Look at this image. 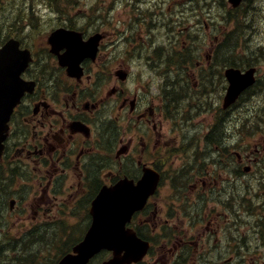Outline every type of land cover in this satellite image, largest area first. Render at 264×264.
Instances as JSON below:
<instances>
[{
	"label": "flooded vegetation",
	"instance_id": "1",
	"mask_svg": "<svg viewBox=\"0 0 264 264\" xmlns=\"http://www.w3.org/2000/svg\"><path fill=\"white\" fill-rule=\"evenodd\" d=\"M86 30H81L84 41L94 34L103 36L97 58L83 60L80 78L70 76L56 55H50L41 72L26 75L37 90L16 109L4 154L31 174L32 195L30 200L20 199L19 184L13 208L6 209L0 202V218L26 222L30 213L33 220L57 218L77 202L79 207L91 205L106 183L102 174L107 165L115 170L108 174V185L125 176L137 182L144 168L150 167L160 174V187L132 221L150 247L141 261L132 264H264V254L258 253L264 247V169L254 174L247 166L259 160L246 146L258 135H246L243 96L224 112L228 117L220 132L225 142L224 167L217 172L211 162L198 160L195 167H174L192 160L193 154L177 152V134L173 131L171 137L168 132L166 102L157 103L145 85L128 86L140 77L132 72L130 49L124 56L117 49L104 52L106 31L99 25ZM206 39L209 47L191 75L197 80L194 102L208 108L216 106L211 88L216 45L209 31ZM171 90L162 87L158 93L162 96ZM253 116L250 113L248 120ZM208 126L209 132L204 134L203 127L196 136L199 142L213 140V122ZM169 173L180 176L181 182L169 183ZM248 216L255 219L249 222ZM246 223L251 228L243 235L238 230Z\"/></svg>",
	"mask_w": 264,
	"mask_h": 264
},
{
	"label": "rangeland",
	"instance_id": "2",
	"mask_svg": "<svg viewBox=\"0 0 264 264\" xmlns=\"http://www.w3.org/2000/svg\"><path fill=\"white\" fill-rule=\"evenodd\" d=\"M75 3V1H73ZM210 3L213 4V14L209 17L210 21H213L214 33L218 37L220 41L219 50L220 53L223 52V36H228L229 44L232 47L234 52H237L238 55H243L240 48H244V42L239 38V36L247 35L249 38L253 36L257 31L253 28V25L257 24L261 31H259L254 40L260 43L264 42V0L263 2L256 1L255 5L260 9L259 13L255 11H251L252 19L250 22H245L244 19L241 18L243 15L241 12L238 13V20L233 27H239L240 31L231 32V29H225L227 25L225 19H223L225 13V3L222 0H211ZM197 7L195 6L196 10L187 9L186 6L189 8V3L186 0H78L76 4L67 5V3L63 0H59L56 4H51L49 0H0V24L4 26V29L7 33L15 31L17 28H10V23H14V16H12V12L14 9L21 10L23 12L29 8V13L32 14L31 17V24L30 29L32 30L29 34L24 33L23 36H27L24 38L25 43L27 45H33L35 43L36 51L38 52L39 56H42L44 44L46 43V38L48 34L55 28L56 25L60 23V20L64 17L67 18V21H71L72 24L81 26L85 23V21H89L95 23V21H99L100 26L102 27L103 31H107L109 35V42L107 43V49L110 51L112 45L117 47L120 51H125L126 49V42L133 41V47H137L138 45H142V43L146 40L153 39L156 46L161 49V45L165 43L167 46L164 47L166 50V57L172 58L171 56V48L168 46L173 44L175 40V36L180 32L181 29H188L186 33H190L193 37L192 42H194L195 46L193 45V51H202L205 48L204 43L201 39L196 38V33L198 31L193 30V27L198 25V20L196 15L199 12V8L201 13L203 12L204 8L206 7V0H199ZM53 5V6H51ZM59 6V8H58ZM61 9V10H59ZM17 10V11H18ZM69 13L67 17L61 15L59 12ZM154 20L162 23L160 29L155 26ZM203 20L200 22V32L203 31L204 23H207V16L203 15ZM182 21V25L180 24ZM164 23V24H163ZM35 24L36 28L33 29L32 25ZM22 24L20 27H23ZM243 28V29H242ZM230 32L231 34L228 35L227 33ZM233 33V34H232ZM186 37V36H185ZM248 37L246 40L248 41ZM119 38V39H118ZM118 39V40H117ZM234 40V42H233ZM141 50V49H140ZM191 50V52H192ZM172 52L177 53L179 55L185 54V51H181V48L178 46L177 49H173ZM44 55V54H43ZM140 53L132 54V59L134 61V66L132 72L135 76H142L146 82L148 78L150 79L149 71L151 68H145L144 64L138 60ZM193 55V53H191ZM239 61V60H238ZM215 87L217 91L221 92L224 88V81L222 78V68L220 66H216L215 68ZM260 80L263 85L261 86L260 90L258 89L257 96L254 97V101H257L256 110L253 112H257L260 115L264 116V64L260 67ZM154 74H158V72H153ZM173 81L176 78H172ZM191 85V81H189ZM181 86V83H180ZM217 112H214V116ZM187 117H193L191 121L188 123L180 124L179 126L182 129V135L190 134L189 138H184V151L189 152L192 150L198 152H203L205 150V144L197 142L196 138V130L198 125L197 123L200 122V119L203 118H196L191 114H188ZM186 117V118H187ZM255 142H247L246 146L249 150L251 144L253 145ZM212 147V146H211ZM262 146L260 147V149ZM256 150H254L255 152ZM104 154V153H102ZM261 158L262 167L264 168V149L260 155H257ZM208 160V156L201 161L205 163ZM263 162V163H262ZM193 166L196 165V161ZM211 166V165H209ZM174 167H180L179 165H175ZM215 167V166H213ZM254 167V165H253ZM260 168V166H258ZM174 178V176H171ZM222 181V180H221ZM220 181V182H221ZM11 188V187H9ZM249 188V187H248ZM246 188V189H248ZM72 212V210H71ZM255 218L253 216H248L247 220L251 222ZM81 220V219H79ZM78 219H70V224H67V229L65 230L64 227L61 225H53V224H30L31 230L36 229L37 233L34 235H38L39 238L44 237L45 243H40V253L46 255V261L51 263L50 260L54 258L57 259L58 256H54L57 253V247H64L65 241L68 239L65 235H71L70 229L80 225L81 223H77ZM16 225V224H15ZM13 222L8 224L6 227V223H4L5 233L1 235L2 242L1 246L6 249L10 244L15 243L17 241L20 243L19 236L16 234L17 230L12 232V228L15 226ZM251 224L248 223L244 224V226L239 227V232L243 233V235H248V231L251 227ZM8 234V235H6ZM41 234V235H39ZM48 235H56L53 239L51 244L49 245V241L47 240ZM19 239V240H18ZM12 240V243L10 242ZM15 240V241H14ZM264 243V240H263ZM24 251L26 252L31 249L33 250L34 246L29 244H25ZM258 253L262 252L264 254V247L262 249L258 248ZM218 254V253H217ZM5 259L0 261V264H5Z\"/></svg>",
	"mask_w": 264,
	"mask_h": 264
},
{
	"label": "water",
	"instance_id": "3",
	"mask_svg": "<svg viewBox=\"0 0 264 264\" xmlns=\"http://www.w3.org/2000/svg\"><path fill=\"white\" fill-rule=\"evenodd\" d=\"M235 6L239 0H230ZM59 32L54 34L58 36ZM69 39L70 46H74L75 37L70 34H64ZM61 36L58 37L60 39ZM81 46H75L71 52L72 58L79 57ZM18 58L6 65L0 62V156L2 154V142L5 140L7 131V121L11 114L13 106L20 98L21 88L18 83V77L21 67L18 64ZM254 70L246 75H241L239 71H231V87L228 100L232 102L254 82ZM157 185V179L152 180L145 177L139 187H133L132 184H125L120 192L104 190L96 202L93 204L94 225L84 242L75 248V255H69L60 264H87L89 260L101 249L117 250L113 260L104 264H126L130 262L136 254L138 247L133 241V237L124 230V224L130 217L132 207L135 209L139 204L147 199L148 195L154 192ZM126 250V254L121 256V251Z\"/></svg>",
	"mask_w": 264,
	"mask_h": 264
},
{
	"label": "bare ground",
	"instance_id": "4",
	"mask_svg": "<svg viewBox=\"0 0 264 264\" xmlns=\"http://www.w3.org/2000/svg\"><path fill=\"white\" fill-rule=\"evenodd\" d=\"M257 1H260V2H263V0H257ZM52 4V3H51ZM54 5V4H53ZM53 5H51V6H53ZM248 11H249V7L248 6H246V7H244V9H243V13L244 14H247L248 13ZM152 20L154 21V23H155V26L157 27V28H161V27H163L162 26V23H160V22H158V21H156V20H154V18L152 17ZM164 24V23H163ZM129 43L130 44H132L133 43V41H129Z\"/></svg>",
	"mask_w": 264,
	"mask_h": 264
},
{
	"label": "trees",
	"instance_id": "5",
	"mask_svg": "<svg viewBox=\"0 0 264 264\" xmlns=\"http://www.w3.org/2000/svg\"><path fill=\"white\" fill-rule=\"evenodd\" d=\"M65 2L67 1V2H73L74 0H64ZM58 2V0H51V3H57ZM67 5H73L72 3H67ZM56 6H57V4H56ZM59 7V6H58Z\"/></svg>",
	"mask_w": 264,
	"mask_h": 264
}]
</instances>
